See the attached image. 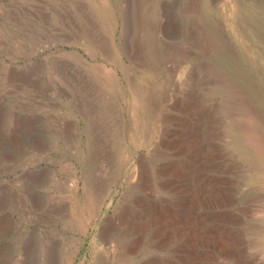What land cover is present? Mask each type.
Instances as JSON below:
<instances>
[{"label": "rangeland", "instance_id": "obj_1", "mask_svg": "<svg viewBox=\"0 0 264 264\" xmlns=\"http://www.w3.org/2000/svg\"><path fill=\"white\" fill-rule=\"evenodd\" d=\"M247 130L264 149V0H0V264L178 262L158 222L104 229L124 204L146 216L138 196L170 203L158 168L197 158L232 199L204 209L233 235L211 262L264 264Z\"/></svg>", "mask_w": 264, "mask_h": 264}, {"label": "bare ground", "instance_id": "obj_2", "mask_svg": "<svg viewBox=\"0 0 264 264\" xmlns=\"http://www.w3.org/2000/svg\"><path fill=\"white\" fill-rule=\"evenodd\" d=\"M135 122L137 124L141 123L144 125L151 122V129L149 133H147L143 128L139 130L140 133L137 134L135 138L132 137L133 140H138L140 143H144L147 140V136L145 137V134L152 133L154 127L156 126V109L154 107L152 108L149 105V107H146L140 114L137 111ZM249 128H251V126ZM253 132V130H247L245 136L239 137L237 141L239 145L251 149L258 156V161L261 164V167L257 172V177L262 185H264V149L262 148L260 141L257 139L256 135ZM187 142H189V140ZM183 149L186 148L184 147ZM197 159H190V161L184 160L185 162L182 164L173 162L168 164L165 168H158V174L166 173V171H171L176 176V180L173 177L171 181L165 180L160 182L161 188H165L166 190H168V192H173V199L171 201H167L170 203H155L157 205H153L151 203V205L143 196H138L134 199V203H136L138 207H141V211H146V216H144L145 214L142 215V217L138 216L137 213H139V209L135 210L133 207H131L132 205L130 206L129 204H124L121 206L119 212L115 217L113 216V218H108L107 224L105 225L104 229L106 234L111 231H115L118 223V225L121 226L124 230H133L132 233L136 234L140 230H145L152 222H158L159 224L156 226L155 231L158 236H160L159 234H161V236L160 239H158L157 245L164 246L166 244H169V241L174 237H176L179 243V245H177L178 248L174 249L176 251L175 256L178 257V262L174 261L170 264H213L214 262H211L212 253L210 251V248H214L216 243L220 242L221 244L219 245L222 248L224 244L221 238L223 237L228 240L230 239V236L232 237L233 235L232 233H225L224 228L223 230L220 229V238L218 237V235H215L214 232L217 231V228L219 232L220 226H213L212 224H210V221H212L211 219L215 221L218 214L216 212L207 214L204 209L208 207V204L212 200H214L215 202L219 200V202H221V196L224 200L227 201H230L232 199L231 195L229 196L228 193H224L222 186L217 184L220 180L217 177L218 175L216 176V174H207L205 171L207 170L206 162ZM143 177L141 178V181L138 182V187L144 190L146 189L147 178L145 180V178ZM211 204L212 202L210 203V205ZM234 215L235 214L233 211L228 214L230 219L233 218V221L235 219ZM134 238H136V240L135 242H133V244L131 242L130 248L139 245L141 242L140 236L136 237L135 235ZM230 252L234 253L233 250ZM157 264H160L159 261H157Z\"/></svg>", "mask_w": 264, "mask_h": 264}]
</instances>
